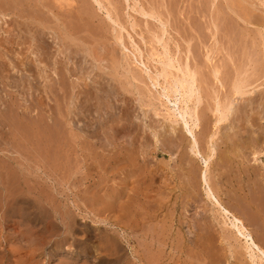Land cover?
Here are the masks:
<instances>
[{
    "label": "rangeland",
    "instance_id": "374dc122",
    "mask_svg": "<svg viewBox=\"0 0 264 264\" xmlns=\"http://www.w3.org/2000/svg\"><path fill=\"white\" fill-rule=\"evenodd\" d=\"M62 1L8 0L13 12L0 15V264H260L207 199L204 163L171 132L181 97L164 94L162 70L197 68L201 126H212L215 99L233 98L230 81L247 65L260 86L221 122L209 180L231 208L247 196L264 207V0ZM117 150L144 151L158 171L149 191L130 160L110 164ZM129 197L134 218L119 207Z\"/></svg>",
    "mask_w": 264,
    "mask_h": 264
},
{
    "label": "bare ground",
    "instance_id": "6f19581e",
    "mask_svg": "<svg viewBox=\"0 0 264 264\" xmlns=\"http://www.w3.org/2000/svg\"><path fill=\"white\" fill-rule=\"evenodd\" d=\"M66 0H64L65 2ZM69 1V0H67ZM71 1V0H70ZM69 1V2H70ZM96 2H98V4L101 5V1L100 0H95ZM138 1V0H137ZM136 1V2H137ZM8 0H0V15L1 16H4L7 18V15H11V12H13L11 10H9V5H8ZM63 2V1H62ZM63 2V3H64ZM111 2V1H110ZM109 2V3H110ZM20 3V2H19ZM67 3V2H66ZM50 4V3H49ZM112 4V2H111ZM119 4V3H118ZM26 5V4H25ZM103 5V3H102ZM43 6V5H42ZM64 6V4H63ZM85 6V5H84ZM111 6V5H110ZM47 7V6H46ZM105 7V6H104ZM141 7V6H140ZM139 7V8H140ZM108 8V7H107ZM106 8V11H107V14L109 15L110 18L111 17V14L110 12L111 11H108ZM44 9V8H43ZM88 9V8H87ZM50 10V9H49ZM111 10V9H110ZM140 10V9H139ZM153 11V10H152ZM90 12V11H89ZM29 13V12H28ZM143 14H148L146 11L142 12ZM14 14V13H13ZM89 14V13H88ZM113 14V12H112ZM151 14V16L153 15V12L152 13H149ZM155 15V14H154ZM40 16V15H39ZM93 16V15H92ZM20 17V16H19ZM42 17V15H41ZM27 18V17H26ZM154 18V17H153ZM118 18L116 19H111L113 20L114 22H117L118 23ZM130 19V18H129ZM35 20V19H34ZM39 20V19H38ZM44 21V20H43ZM120 21V20H119ZM116 23V24H117ZM40 25V23H38ZM119 24H121L119 22ZM122 25V24H121ZM164 26V24H163ZM38 27V26H37ZM122 27V26H121ZM124 27V26H123ZM40 29V28H39ZM38 29V30H39ZM87 29V28H86ZM45 30V29H44ZM65 31V30H64ZM25 36V35H24ZM156 36V35H155ZM157 37V36H156ZM118 38V37H117ZM121 38V37H119ZM38 39V38H37ZM72 39V38H71ZM60 40V39H59ZM74 41V39H73ZM27 42V40H26ZM159 42V41H158ZM157 42V43H158ZM1 43V42H0ZM6 43V42H5ZM43 43V42H42ZM106 43V42H105ZM161 43V42H160ZM61 44V43H60ZM76 44V43H75ZM166 45V44H165ZM117 46V45H116ZM168 46V45H167ZM162 47V46H161ZM127 48V47H126ZM163 48V47H162ZM264 48V47H263ZM113 49V48H112ZM166 49V48H165ZM167 50V49H166ZM166 50H164L166 52ZM101 51V50H100ZM162 52V51H161ZM264 52V51H263ZM20 53V52H19ZM109 54V53H108ZM120 54V53H119ZM169 54H170V50H169ZM160 55V54H158ZM91 56V55H90ZM156 56V55H155ZM173 56V55H172ZM171 56V57H172ZM208 56V55H207ZM160 57V56H159ZM174 57V56H173ZM211 57V56H210ZM102 58V57H101ZM166 58V57H165ZM209 58V57H208ZM4 59V58H3ZM153 59V58H152ZM173 59V58H172ZM210 59V58H209ZM97 60V58H96ZM178 60V59H177ZM176 61V60H175ZM179 61V60H178ZM187 61V60H186ZM94 62V61H93ZM114 62V61H112ZM219 62V61H218ZM235 62V61H234ZM111 64V63H110ZM114 64V63H113ZM136 64V63H135ZM144 64V63H143ZM164 65V64H163ZM216 65V64H215ZM96 66V65H95ZM167 67H173L174 66V63L172 64L171 61H169L167 64H166ZM184 66V65H183ZM190 65H188V62L187 64L185 65V68L184 69H181V68H176L177 71L181 72V76H175L172 74V72H166L164 69L162 70L163 72V75H164V78L166 79L165 81V85H162L163 86V89L166 91V93H164L165 95L168 96V98L170 97V94H174L177 95L179 94L180 95V102H181V108L177 110H173L168 113V116H177L176 118H178L180 116V118L182 119L183 121V124H178V121H180V118H178L179 120H176L175 118V124L171 125L170 126V130L171 132L173 133H177L178 131L182 132V137L180 139V143L183 144V141L187 138V144L185 145L186 147L189 148V151L188 153H191L192 155L196 156L197 158H199L201 160L202 163H204V169L201 171V181L204 183V189H205V193H206V196H207V199H210L211 202L213 203L214 207L217 209L215 211H218L222 217H223V221L224 223L229 224L232 229L234 230V233L240 238L243 240V243H244V249L247 250V253L249 252L250 253V256L252 258H255V260L257 259L260 264H264V207H261L259 206L255 200H253L251 197H245L244 195V199L243 201H241V197H240V201H239V207L236 208H231L229 206H227L226 204H224V202L222 201V199L219 197L218 195V191L216 190V186L215 184H212L209 180V171H210V165H211V162L213 160V158L216 156L217 154V148H216V142H217V139H218V134L220 133L219 132V129L220 127L223 128L220 124L221 122H224L226 120H228L229 117H232L233 115V112L235 111V108H237V100L239 98H243L244 96H251L253 93L255 94V88L257 86H260V85H256L255 87L253 86L254 83L256 82H253V81H250L251 77L253 76H249L248 77V71L249 69H247V65L246 67H244V69L242 70H238L236 69L235 71L237 72V74L234 76V78L232 79L231 82V91L232 92V95H233V98L231 96V98H229L226 102L224 101H220L218 98L215 99V105H214V108H213V113L216 114V118L214 120V123L212 126H209L208 125H203L201 126V115H200V110H199V106L200 104H202V101H203V97H204V94L202 93V85H201V82L200 80L198 79V71L197 68L196 70L194 69H191L192 67L189 68ZM146 67V66H145ZM175 67V66H174ZM229 67V66H228ZM95 68V67H94ZM199 69V68H198ZM57 70V69H56ZM94 70V69H93ZM213 74L215 75L216 78H218V74L220 73V69L217 68V67H214L213 69ZM146 71V70H145ZM144 71V73H145ZM173 71V70H172ZM239 71V72H238ZM132 72V71H131ZM108 73V72H107ZM129 73V72H128ZM150 73V72H149ZM161 74V72H160ZM177 74V73H176ZM180 74V73H179ZM201 74V73H200ZM254 74V73H253ZM220 75V74H219ZM87 77V76H86ZM136 77V76H135ZM150 77V76H149ZM155 77V76H154ZM171 77H174L172 78V80H170ZM264 77V76H263ZM79 78V77H78ZM130 78V77H129ZM132 78L133 75H132ZM138 78V77H137ZM152 78V77H151ZM160 78V77H159ZM162 78V77H161ZM232 78V77H231ZM87 79V78H86ZM153 79V78H152ZM131 80V78H130ZM129 80V81H130ZM136 80V79H135ZM156 80V79H155ZM219 80V79H218ZM256 80V79H255ZM79 81V80H78ZM132 81V80H131ZM222 81V80H221ZM156 82V81H155ZM154 82V83H155ZM158 82V81H157ZM161 83V82H159ZM203 83V82H202ZM221 84V83H220ZM257 84V83H256ZM159 86V85H158ZM222 86V85H221ZM71 88V87H70ZM160 88H161V85H160ZM162 89V91H163ZM257 89V88H256ZM160 91V93L162 92ZM163 94V95H164ZM203 94V96H202ZM160 96V95H159ZM173 96V95H172ZM219 96V95H218ZM165 97V96H164ZM228 97V96H227ZM167 98V99H168ZM174 99V98H173ZM214 99V98H213ZM221 99V98H220ZM251 97H249V99L247 98L246 100L250 101ZM172 100V99H171ZM175 100V99H174ZM252 100V99H251ZM179 101V100H178ZM243 101V100H242ZM245 101V100H244ZM173 102V101H172ZM176 102V100H175ZM239 102V101H238ZM190 103H192V105L190 106ZM251 104V102H249ZM171 104V103H170ZM173 104V103H172ZM179 104V103H178ZM164 105V103L162 104ZM166 105V104H165ZM168 107V105H166ZM236 106V107H235ZM165 107V108H167ZM180 107V106H179ZM170 106L168 107V111L171 110L169 109ZM201 108V107H200ZM25 109V108H24ZM175 109V108H174ZM166 110V109H165ZM243 110V109H242ZM160 112L161 114V110L158 109L157 112ZM167 112V110H166ZM76 114V113H75ZM158 114V113H157ZM167 114V113H166ZM173 114V115H172ZM232 114V115H231ZM238 114V113H237ZM247 114V113H246ZM179 115V116H178ZM231 115V116H230ZM262 115V114H261ZM164 116V115H163ZM203 117V116H202ZM207 118V117H206ZM91 119V118H90ZM173 119V121H174ZM169 120V119H168ZM172 120V118H171ZM203 120V119H202ZM251 120L250 117L248 119V121ZM73 121V120H72ZM113 121V120H112ZM172 121V122H173ZM230 121V120H229ZM256 121V120H255ZM166 122V121H165ZM170 122V120H169ZM211 122V121H210ZM250 122V121H249ZM181 123V122H180ZM203 123V122H202ZM252 123V122H251ZM204 124V123H203ZM230 124V123H229ZM120 125V124H119ZM152 125V124H151ZM224 125V124H223ZM253 125V124H252ZM166 126V125H165ZM178 126V127H177ZM91 127V126H90ZM230 127V125H229ZM167 128V127H165ZM231 128V127H230ZM144 129V128H143ZM234 129V128H233ZM24 130V129H23ZM31 130V129H30ZM197 130H201L200 131V135H202L201 139L197 136ZM239 130V128H238ZM247 130V129H246ZM84 131V130H83ZM82 131V132H83ZM119 131V130H118ZM227 131V130H226ZM258 131V130H257ZM233 132V131H232ZM86 133V132H85ZM119 133V132H118ZM199 133V132H198ZM222 133V132H221ZM231 132H225V135H224V139L221 140V143L223 142L225 144V149L229 147V140H234V136H233V133ZM53 134V133H52ZM224 134V133H223ZM87 135V134H86ZM116 135V134H115ZM120 135V134H119ZM123 135V134H122ZM158 135V134H157ZM156 135V137H157ZM220 135V134H219ZM176 136V135H175ZM186 136V137H185ZM232 136V139L231 137ZM259 136V135H258ZM125 137V136H124ZM136 137V136H135ZM123 138V137H122ZM163 138V137H162ZM122 140V139H121ZM115 141V140H114ZM200 141L205 145L202 147L200 146ZM256 141V140H254ZM258 141V140H257ZM256 141V142H257ZM250 141L246 142L247 145H251L252 143H249ZM158 143V142H157ZM114 144V143H113ZM244 144V143H243ZM119 146V145H118ZM117 146V147H118ZM113 147V146H112ZM120 147V146H119ZM180 147V146H179ZM178 147V148H179ZM116 148V147H115ZM185 148V147H184ZM187 148V150H188ZM113 149V148H112ZM123 149V148H122ZM186 149V148H185ZM253 149V148H251ZM219 151V150H218ZM257 151V150H255ZM133 152V151H132ZM163 153H169L170 151L166 150V149H163L162 150ZM188 153H185L186 155ZM238 153V152H236ZM247 153V152H246ZM132 154V153H131ZM130 153H127L125 151H118L116 153H114L111 157H110V164H113L115 166H118V161L120 159V157L123 159V160H130V165H131V170H132V174L134 175V179L136 181L135 184L138 185V189L141 188L142 190H140V192H142L141 194L143 195L144 194V191L148 190L149 187H151V184H153V179L157 177L158 175V171L157 170H154V169H151V168H147V158H146V155H144V151H136V153L134 152L133 154L134 155H131ZM254 154H256V152H254ZM93 155V154H92ZM143 156V157H141ZM189 156V155H188ZM222 156V155H221ZM187 157L184 158V156H182V161H185ZM228 160V162L230 161L231 162V158L229 159H226ZM233 160V159H232ZM257 160V159H256ZM216 164H217V167H222L224 164H223V158L219 157L217 160H216ZM120 163V162H119ZM235 163V162H234ZM181 164H185L184 163H181ZM147 165V166H146ZM184 166V165H183ZM114 167V166H113ZM150 167V166H149ZM117 168V167H116ZM126 168V167H125ZM186 169V168H185ZM191 169V167H190ZM194 170V169H193ZM104 171V170H103ZM168 171V170H167ZM196 171V170H195ZM188 172H191V170H188ZM194 172V171H193ZM192 172V173H193ZM257 172V171H256ZM167 173V172H166ZM160 170H159V175H160ZM169 174V173H168ZM167 174V175H168ZM189 174V173H188ZM194 174V173H193ZM164 175V174H163ZM197 176V175H196ZM256 176V174H255ZM264 176V175H263ZM168 177V176H167ZM166 177V178H167ZM171 177V176H170ZM160 178V177H159ZM168 180H170L171 178H167ZM149 183H147L148 181ZM160 180V179H159ZM191 180V179H189ZM243 180V179H242ZM147 181V182H146ZM156 181V180H154ZM16 182V181H15ZM166 182V181H165ZM164 182V183H165ZM169 182V181H168ZM171 182V180H170ZM157 183V182H156ZM162 183V182H161ZM160 183V184H161ZM193 183V182H192ZM230 183V182H229ZM177 184V182H176ZM191 184V183H190ZM264 184V183H263ZM136 185V186H137ZM163 185V184H162ZM175 185V184H173ZM178 185V184H177ZM262 185V183H261ZM31 186V185H30ZM156 186V185H155ZM154 187V186H153ZM160 187V186H159ZM182 187V186H181ZM194 187V185H193ZM13 188V187H12ZM20 188V187H19ZM176 188V187H175ZM179 188V187H178ZM172 189V188H171ZM170 189V190H171ZM33 190V189H32ZM122 190V189H121ZM121 190H114L113 191V199L112 201L110 202V206H112L114 208V210L116 209L115 208V205L116 203L120 200V196L122 195V191ZM177 190V189H176ZM19 191V190H18ZM149 191V190H148ZM235 193L237 194V191L239 192V187L237 189H234ZM16 192V191H15ZM125 192V191H124ZM173 192V191H172ZM218 192V193H217ZM240 193V192H239ZM231 194V193H230ZM234 194V193H233ZM246 194V193H245ZM138 195V194H137ZM224 195V194H223ZM262 195V194H261ZM134 196V195H133ZM148 196V195H147ZM153 196V195H152ZM149 195V197H152ZM158 196V195H157ZM12 197V196H11ZM234 197V196H233ZM191 198V197H190ZM256 198V197H255ZM139 199V198H138ZM163 199V198H162ZM239 200V198H237ZM128 200V199H127ZM143 200V199H141ZM209 200V201H210ZM257 201V200H256ZM150 202V201H149ZM163 202V200H162ZM238 202V201H237ZM259 202V201H258ZM136 203V198L134 197H129V200L126 202V204H120L119 207H122V209L124 210V212L126 213V215H130L132 218H134V216L136 217V213H135V208H134V205ZM191 204V203H190ZM211 205V203H210ZM30 206V205H29ZM117 206V205H116ZM150 206V205H149ZM164 206V204H163ZM117 207V208H119ZM213 207V208H214ZM183 208V207H182ZM212 208V209H213ZM137 209V208H136ZM149 209V208H148ZM163 210V209H162ZM116 211V210H115ZM153 211V210H152ZM123 212V213H124ZM142 212V211H141ZM140 212V213H141ZM144 212V211H143ZM142 212V213H143ZM213 212V211H212ZM122 213V214H123ZM164 214V213H163ZM173 214V212H172ZM182 214V213H181ZM124 215V214H123ZM122 215V216H123ZM153 215V214H152ZM152 215H148L149 217H152L154 218ZM157 215V214H156ZM155 215V216H156ZM120 216V215H119ZM140 216V215H138ZM146 216V215H145ZM144 216H142L143 218ZM147 217V216H146ZM214 217V215H213ZM118 218V216H117ZM116 218V219H117ZM122 218V217H121ZM151 218V219H152ZM115 219V220H116ZM128 219V218H126ZM131 219V218H130ZM150 219V218H149ZM160 219V218H159ZM158 219V220H159ZM140 220V219H139ZM144 220H145V217H144ZM148 220V219H146ZM222 220V219H221ZM133 221V220H132ZM260 223H259V222ZM150 222V221H149ZM148 222V223H149ZM161 222V221H160ZM165 222V221H164ZM219 222V221H218ZM221 222V221H220ZM134 222H132L133 224ZM222 223V222H221ZM260 224L261 226H259L257 228V230H259V233L255 230V226L257 224ZM64 224V223H63ZM72 224V223H71ZM131 224V226H132ZM144 224V223H143ZM159 224V223H158ZM219 224V223H218ZM139 225V224H137ZM171 225V224H170ZM199 225V224H198ZM202 225V224H201ZM130 226V227H131ZM136 226V225H135ZM133 226V227H135ZM156 227V226H155ZM169 227V226H168ZM167 227V228H168ZM197 227V226H196ZM51 228V227H50ZM132 228V227H131ZM211 228V227H210ZM221 228V226H220ZM225 228V227H224ZM134 229V228H133ZM151 229V228H150ZM153 229V228H152ZM166 229V228H165ZM223 229V227H222ZM228 229V228H226ZM132 230V229H131ZM135 230V229H134ZM133 230V231H134ZM167 230V229H166ZM197 230V229H196ZM230 230V228H229ZM130 232V231H129ZM163 232V230H162ZM197 232V231H196ZM125 233V231H124ZM137 233V232H136ZM149 233V232H148ZM153 233V231H152ZM152 233L150 234L151 236ZM157 233V232H156ZM161 233V232H160ZM221 234V233H220ZM229 234H231L229 232ZM233 234V233H232ZM158 235V234H157ZM224 236V235H223ZM155 237V236H154ZM225 237V236H224ZM167 238H169L167 236ZM173 238V237H172ZM156 240L158 238H155ZM200 239V238H199ZM238 239V238H236ZM239 239V240H240ZM128 240V239H127ZM153 240V238H152ZM159 240V239H158ZM157 240V241H158ZM162 240V239H160ZM204 240V239H203ZM233 240V239H232ZM241 240V241H242ZM238 241V240H237ZM129 242V241H127ZM162 242V241H161ZM165 242V241H164ZM162 242V243H164ZM172 242V241H171ZM151 243V242H150ZM149 243V244H150ZM171 244V243H170ZM231 244V243H230ZM151 245V244H150ZM242 245V244H240ZM154 246V244H153ZM152 246V247H153ZM159 246V245H158ZM170 246V245H169ZM203 246V245H202ZM199 247V246H198ZM206 247V246H205ZM181 248V247H180ZM208 248V247H207ZM159 249H162V248H159ZM205 249V248H204ZM155 250V249H154ZM245 250V251H246ZM152 252V251H151ZM155 252V251H154ZM212 252V251H211ZM148 253V252H147ZM156 253V252H155ZM152 254V253H151ZM154 255V254H153ZM152 255V259L153 257L155 258V255L153 256ZM160 255V254H159ZM209 255V254H208ZM158 256V255H157ZM219 256V255H218ZM217 256V257H218ZM246 256V255H245ZM141 258V257H140ZM147 258V257H146ZM150 258V259H151ZM162 259V258H161ZM138 260V259H137ZM146 260H149L146 259ZM159 260V258H158ZM251 260V259H250ZM164 261V260H163ZM150 262V260H149ZM156 262V260L154 261ZM176 262V261H175ZM217 262V261H216ZM258 262V263H259ZM166 263V262H165ZM215 263V262H214ZM155 264H158V262H156ZM174 264V263H173Z\"/></svg>",
    "mask_w": 264,
    "mask_h": 264
}]
</instances>
